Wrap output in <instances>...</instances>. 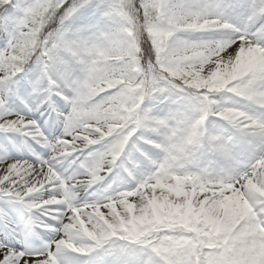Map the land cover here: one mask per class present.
<instances>
[{"label": "snow or ice", "instance_id": "6c2138e0", "mask_svg": "<svg viewBox=\"0 0 264 264\" xmlns=\"http://www.w3.org/2000/svg\"><path fill=\"white\" fill-rule=\"evenodd\" d=\"M0 264H264V0H0Z\"/></svg>", "mask_w": 264, "mask_h": 264}]
</instances>
